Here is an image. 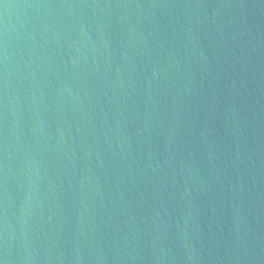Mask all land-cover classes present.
<instances>
[{
    "label": "water",
    "instance_id": "95a60500",
    "mask_svg": "<svg viewBox=\"0 0 264 264\" xmlns=\"http://www.w3.org/2000/svg\"><path fill=\"white\" fill-rule=\"evenodd\" d=\"M0 264H264V0H0Z\"/></svg>",
    "mask_w": 264,
    "mask_h": 264
}]
</instances>
